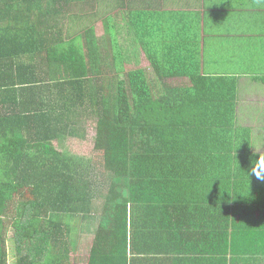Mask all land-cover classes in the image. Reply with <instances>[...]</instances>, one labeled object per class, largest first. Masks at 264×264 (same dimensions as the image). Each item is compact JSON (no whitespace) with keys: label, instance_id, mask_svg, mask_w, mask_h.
Segmentation results:
<instances>
[{"label":"trees","instance_id":"16d2710c","mask_svg":"<svg viewBox=\"0 0 264 264\" xmlns=\"http://www.w3.org/2000/svg\"><path fill=\"white\" fill-rule=\"evenodd\" d=\"M134 2L0 0V264L16 221V264H264L235 80L168 49ZM119 24L155 78L127 69ZM63 214L94 217L93 237Z\"/></svg>","mask_w":264,"mask_h":264},{"label":"crops","instance_id":"0c3cea01","mask_svg":"<svg viewBox=\"0 0 264 264\" xmlns=\"http://www.w3.org/2000/svg\"><path fill=\"white\" fill-rule=\"evenodd\" d=\"M134 7L156 13L149 28L168 49L181 47L205 74L234 78L236 123L264 161V0H150L148 7L135 0Z\"/></svg>","mask_w":264,"mask_h":264},{"label":"rangeland","instance_id":"374dc122","mask_svg":"<svg viewBox=\"0 0 264 264\" xmlns=\"http://www.w3.org/2000/svg\"><path fill=\"white\" fill-rule=\"evenodd\" d=\"M120 21V20H119ZM125 25V24H124ZM98 27V32L99 34H102V30L100 29V25L97 26ZM119 30L121 31V37H122V43L125 47V49H127L128 51H130L129 56H126V62H127V69H131V68H136V67H143L146 68L151 77L155 78L156 75L152 69V67L150 66L149 61L147 60V57L145 55V53L143 51L137 52V50L135 49V45H130V43H126L125 42V37L123 35H127L126 34V30H128V28L124 27L123 24L122 26H120L119 24ZM169 81L171 82H181V81H188V78H172L169 79ZM95 134V132L91 131L90 132V137L89 140H92V138L94 137L93 135ZM98 163V161L96 162ZM94 215L96 217H98L97 215V211H93ZM17 216V215H16ZM70 215L69 214H63L61 219L68 222L70 219ZM98 219V218H97ZM18 221H16L14 224H11V221H9V224H11V226L9 227L7 233L9 236V240H8V244H7V251L9 253V264H16V250H15V244H14V240H13V234L16 230V223ZM70 222L74 228L75 231V237L76 239H78L77 237H79L81 231H83L84 229V235L82 236L85 241L88 239H91L95 233L96 227H97V220L92 217L87 223H85L84 225L81 223V221H78V218H72L70 219ZM81 230V231H79ZM83 246L85 247L87 245V243H83Z\"/></svg>","mask_w":264,"mask_h":264}]
</instances>
